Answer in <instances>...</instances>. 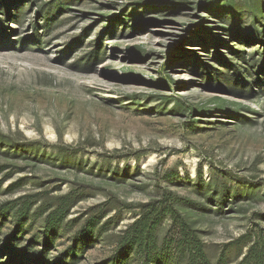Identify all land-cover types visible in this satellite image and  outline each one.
Wrapping results in <instances>:
<instances>
[{"label": "rangeland", "instance_id": "rangeland-1", "mask_svg": "<svg viewBox=\"0 0 264 264\" xmlns=\"http://www.w3.org/2000/svg\"><path fill=\"white\" fill-rule=\"evenodd\" d=\"M251 8L264 17V0H0V264L33 261L2 247L15 211L30 204L16 236L40 250L46 214L68 195L49 259L105 212L74 246L75 264L106 261L139 205L172 195L204 205L176 203L213 263L241 259L238 244L264 233V43ZM214 172L229 188L221 213ZM157 237V264H187L172 219Z\"/></svg>", "mask_w": 264, "mask_h": 264}, {"label": "trees", "instance_id": "trees-1", "mask_svg": "<svg viewBox=\"0 0 264 264\" xmlns=\"http://www.w3.org/2000/svg\"><path fill=\"white\" fill-rule=\"evenodd\" d=\"M236 7L233 6L232 9L227 10L224 17H228L227 13L235 12ZM250 9L251 17L253 20L252 27L256 28L253 32V39L259 40L264 43V17L257 16V13ZM215 11V9L213 10ZM217 17H223L222 11L214 12ZM261 17V18H260ZM260 27V29L258 28ZM229 39L226 40L230 42L232 40H237L239 37L238 32H235L234 36L229 33ZM246 41L248 38H244ZM228 45V44H227ZM229 47H232L230 45ZM232 51V49H231ZM263 58H259L261 61L262 68H259L258 73L261 77L262 71L264 69V50ZM244 59V54H241L238 60ZM168 62V61H167ZM170 62V61H169ZM169 63L166 64V66ZM187 108L194 112V106L188 103ZM200 107L197 108L198 112ZM212 182H214V192L217 193V201L219 203L217 213H221L223 207L228 202L229 188L225 182H222L220 176L217 172H214V177ZM203 180L201 174L197 180V186L202 185ZM171 195V194H170ZM73 197V196H72ZM71 195L65 196L64 199L67 201L60 202L54 209L48 212L45 216V223L43 226L44 238L42 241V247L40 250H35L29 243L20 246L18 237L16 236L17 230L22 222V220L28 215L30 210V204H22L20 208L15 211L14 227L9 232L5 241H3L2 247L4 249L18 248L20 252L32 253L33 261L26 263L23 258H11L10 260L3 262V264H75L77 263L76 257L77 253L75 250V242L79 239L85 238L86 236H91L94 233V228L100 224L101 219L104 217L105 212L96 213L86 218L81 226V228L75 233L73 238V244L64 251L60 256L49 259L47 256V247L52 241V233L57 229L59 223L62 222L69 212V208L76 202V199H72ZM190 202L196 205L200 209H205L204 205L192 202L185 198H179L171 196V198H165L164 201L160 202H147L142 203L138 207L137 217L134 221L123 231V235L120 236L118 241V246L114 254L106 261L100 264H125L126 258L129 254H133L136 257L138 264H157L158 260L156 255L157 245H158V230L166 217L172 219V221L177 225L179 231L178 244L184 251L186 263L187 264H226L227 257L225 254H219V258L212 262L204 242L200 239L198 231L194 229L188 221L181 215L180 211L176 207V203L182 201ZM7 204L4 203L0 206V213L7 212ZM110 221V220H109ZM108 222V221H107ZM106 223V222H105ZM103 229L102 226H98V229ZM247 240L240 242L238 244V249L240 254H243L241 259L236 264H264V233L257 234L253 239L252 237H246ZM253 239V240H252ZM251 242V243H250ZM250 243V244H249ZM84 244V243H83ZM82 244V245H83ZM19 246L21 248H19ZM247 246V249L242 253V247ZM18 251V252H19ZM68 256V257H67Z\"/></svg>", "mask_w": 264, "mask_h": 264}]
</instances>
